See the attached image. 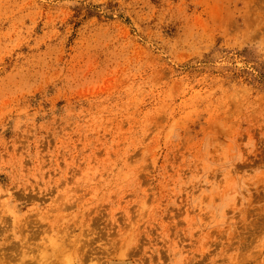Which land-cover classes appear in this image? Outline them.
I'll use <instances>...</instances> for the list:
<instances>
[{
  "label": "rangeland",
  "instance_id": "374dc122",
  "mask_svg": "<svg viewBox=\"0 0 264 264\" xmlns=\"http://www.w3.org/2000/svg\"><path fill=\"white\" fill-rule=\"evenodd\" d=\"M264 0H0V264H264Z\"/></svg>",
  "mask_w": 264,
  "mask_h": 264
},
{
  "label": "trees",
  "instance_id": "16d2710c",
  "mask_svg": "<svg viewBox=\"0 0 264 264\" xmlns=\"http://www.w3.org/2000/svg\"><path fill=\"white\" fill-rule=\"evenodd\" d=\"M261 77H263V78H264V74H262V75H261Z\"/></svg>",
  "mask_w": 264,
  "mask_h": 264
}]
</instances>
